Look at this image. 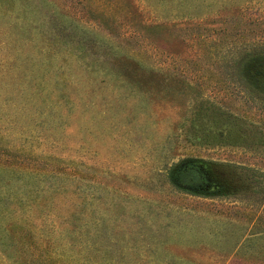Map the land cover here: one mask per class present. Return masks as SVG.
Instances as JSON below:
<instances>
[{
    "label": "rangeland",
    "instance_id": "1",
    "mask_svg": "<svg viewBox=\"0 0 264 264\" xmlns=\"http://www.w3.org/2000/svg\"><path fill=\"white\" fill-rule=\"evenodd\" d=\"M0 47V153L38 171L6 195L51 211L24 219L77 208L124 264H264V107L226 79L264 50V0H3Z\"/></svg>",
    "mask_w": 264,
    "mask_h": 264
},
{
    "label": "trees",
    "instance_id": "2",
    "mask_svg": "<svg viewBox=\"0 0 264 264\" xmlns=\"http://www.w3.org/2000/svg\"><path fill=\"white\" fill-rule=\"evenodd\" d=\"M0 3H3V0ZM111 7L114 9L125 8L124 20L131 25V29H139L138 34L141 35L144 40L152 41L155 36L154 33L156 34L158 30L160 31V29H157L156 25L150 23L136 24L135 17L133 16L134 11L126 5H111ZM96 14L97 16H104L105 13L98 11ZM106 18V26L109 28H116V23L111 16ZM142 34H145V36L143 37ZM121 36H123V38H129L130 31L129 33L128 31L124 32ZM3 50L4 47H0V52ZM7 56H11V54H7ZM135 61L136 60L132 61L131 59L126 62L127 66L130 67V72H137L140 70L138 69V64H136L138 61ZM6 64L7 62L2 59V66ZM234 73L235 76H232V81L230 79V74L226 75V79L230 81L229 84H231V88L233 90L235 89V91H239L237 94L243 93V95L249 97L251 100H258L259 104L264 107V50L254 52L252 55L244 57L239 64H235ZM242 85L244 88H242ZM238 87L242 90L240 91ZM4 153V151L0 153V179L1 177L4 178V180H0V187H4V193H0V264L125 263L123 259L117 260L116 257L111 255L113 243L110 239L102 235L103 241L100 242L101 239L98 240L101 229L98 230L99 233L97 234L94 229L96 226L93 225V223V229L91 227L89 228L88 223H83V221L87 220L84 217L85 213L79 215L77 208L72 209L71 212L68 210L66 216L61 217L58 222H47L45 225L48 227V235H45L38 227L32 225L28 219H24L25 217L27 218V214L31 213L29 216L36 219L40 218V220L42 219V221L46 222L49 219L47 217L51 215V211L46 209L48 198L41 196L38 198L36 197L35 200H31L26 199L25 195L22 197L18 195L14 197L6 195L9 194L8 188L15 185L14 182L20 181L23 185H26L25 178L19 179L20 177L15 175L18 172L15 171L23 173H38V171L22 168L21 164H13L10 159L3 158L6 156ZM48 174L53 175V173ZM28 175H34L37 179L54 177L49 175L45 177L35 174ZM61 175L63 177V182H66L68 177L71 176L63 173H61ZM46 210L48 213H44ZM78 215L81 218H78ZM253 216V221L249 223V226L255 228V230L249 234V239L255 242L264 241V217L261 216L259 212H255ZM49 235L54 236L56 240L50 239V237H48ZM147 244L149 247L155 245L152 243ZM148 257L151 259L153 256L149 254ZM137 259L139 260V258L135 260Z\"/></svg>",
    "mask_w": 264,
    "mask_h": 264
}]
</instances>
